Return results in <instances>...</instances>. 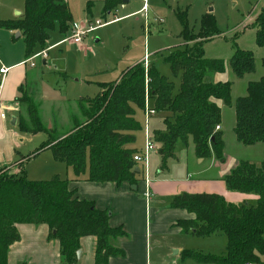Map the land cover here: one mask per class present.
<instances>
[{"label": "trees", "instance_id": "1", "mask_svg": "<svg viewBox=\"0 0 264 264\" xmlns=\"http://www.w3.org/2000/svg\"><path fill=\"white\" fill-rule=\"evenodd\" d=\"M25 13L17 21L0 26L20 32L27 47V60L41 46L47 50L51 33H66L73 18L66 0H25ZM121 0H106L105 11L112 12ZM183 26V50H174L165 59L173 77L181 78L180 90L161 75L154 64L146 68L137 64L115 83L104 85L98 97L81 100L79 109L83 122L72 117V129L62 138L58 127L48 130L40 106L25 93L21 103L27 120L21 119L20 131L30 135L46 133L48 141L37 152L50 148L54 159L64 163L80 180L87 175L91 183H126L137 186L145 181L134 156L135 133L140 130L137 110L145 111L147 98L156 113L166 115L164 131H155L153 139L159 147L163 166L176 158L179 143L195 146L198 158L212 155L224 160V134L216 131L222 124V105L234 107L233 133L238 144L246 148L263 145L264 154V73L258 81L248 84L246 95L232 100L233 83H212L214 75L231 70L237 79L256 72L252 52L235 49L228 63L205 58L204 47L218 35L216 20L211 14L201 20L198 34L187 25L186 12L179 14ZM256 43L264 49V9L257 17ZM264 69V59L262 60ZM143 175V176H142ZM143 177V178H142ZM229 191L258 196L254 206L234 205L217 194H182L171 201V208L184 210L194 218L177 222L186 235L201 238L224 235L227 252L224 256L201 255L186 251L184 259L205 264H262L264 256V156L259 163L241 161L224 179ZM110 212L99 211L93 202L81 201L69 189L67 180L56 176L48 181H30L22 170L18 175L0 174V264H8L10 248L20 241L18 225H46L50 238L59 241L61 260L76 264L80 242L85 237L96 239L95 264H109L114 257H123L112 242L126 237L123 229L110 226ZM55 232V233H54Z\"/></svg>", "mask_w": 264, "mask_h": 264}, {"label": "rangeland", "instance_id": "2", "mask_svg": "<svg viewBox=\"0 0 264 264\" xmlns=\"http://www.w3.org/2000/svg\"><path fill=\"white\" fill-rule=\"evenodd\" d=\"M66 1L73 23L66 33L59 29L51 33L47 50L50 44L60 43L65 38L70 39L73 36V24L97 20H101L103 23L113 22L100 28L84 40L82 45L86 51L81 52L80 46L82 45L78 46L73 43L57 45L49 51L47 65H44L46 60L43 58L34 60L36 65L34 69L28 65V90L26 91L28 94H32L31 97L40 102L44 100L40 94L43 90V82L47 87L51 86L52 89H55V92L45 90L44 93L47 97L52 100L67 97L63 98L64 101L42 105L44 124L49 128L50 122L55 118L60 134L69 133L68 129L72 127L70 115L80 118L81 122L84 121L79 109L81 100L95 99L101 93L104 85L117 82L128 69L140 63L145 65L147 60L155 65L161 75L175 84L176 90H179L181 80L173 77L170 65L166 63L165 59L174 50L185 48L186 43L182 37L183 26L179 18V14L183 15L184 12H186L188 28L194 34L200 32L201 20L205 15L211 14L216 20L218 35L205 45V58L223 60L229 65L235 49L254 54L256 58L255 73L243 80L232 75V100L234 103L238 98L246 95L247 83L258 81L260 74L264 72L262 66L264 49L257 45L256 29L253 28L257 17L264 9V0H149L148 13L126 17V20H118V18L142 9L143 2L141 0H126L129 2L126 10L123 8V3H119L110 15L105 11L106 0ZM25 6V0H0V21L4 23L17 21L25 13ZM16 35V32L0 26L1 59L12 60L18 57L27 59L25 39L23 37L16 38ZM41 51V46H37L34 54ZM149 106L153 108L151 102H149ZM232 112L234 113V109L232 111L229 107L225 108L227 120H230ZM165 117L164 113H158L150 119L148 124L146 112L137 110L135 118L140 125V130L135 133L136 143L133 145V149L139 154L144 153L147 143V126L153 139L155 131L164 130ZM224 133L230 143L228 150L231 157L256 164L263 160V145L259 144L254 148L239 145L241 149H238L232 144V139L235 136L232 135L233 132L225 130ZM30 138L32 140L30 151H38L49 139L46 133L31 135ZM155 147L157 153H153L149 160L148 181L157 179V174L163 166L159 147L156 144ZM176 150L179 160L176 166L174 165L172 172L176 177H183L184 164L189 159L191 160V152L190 149L187 151L182 143L178 144ZM38 163L43 164L44 158L41 157L32 166ZM139 165L141 168L144 166V164ZM170 165L173 166V163L169 160L166 165L167 169H170ZM166 178L168 176L162 177V179ZM178 240V249L181 250V254L190 251L204 256H224L227 252L225 236L201 238L187 235ZM181 254L172 257L168 263L161 261L159 264H205L190 258L184 259Z\"/></svg>", "mask_w": 264, "mask_h": 264}, {"label": "crops", "instance_id": "3", "mask_svg": "<svg viewBox=\"0 0 264 264\" xmlns=\"http://www.w3.org/2000/svg\"><path fill=\"white\" fill-rule=\"evenodd\" d=\"M122 3L124 5L123 8L126 10L129 2L123 1ZM149 9L150 5L147 12H143L142 8L136 12L123 15L118 20H126V17L146 14ZM108 14L110 15L111 12ZM60 43L50 44L47 56L53 46L60 45ZM80 47L81 52L86 51L83 45ZM45 60L44 65H47V58ZM26 61L27 59L24 60V57L12 60L0 58V68L5 67L9 70L6 75L0 74V84H3L0 89V173L18 175L24 170L26 177L30 181H48L58 176L62 180L68 181L69 189L75 191L79 200L93 202L99 211L110 212V226L114 229H123L126 237L112 242L113 246L123 251L124 256L111 258L109 264H159L161 261L168 263L172 257H177L181 254V250L178 249V239L187 235L176 224L179 221L191 220L194 217L187 211L171 208V201L175 196L185 193L217 194L223 196L230 204H249L252 206L257 204L258 196L229 191L224 182L225 177L241 162V160L229 155L228 145L230 143L227 141V135L224 132L225 130L233 132L236 120L234 107H229L232 111L234 109V113L232 112L230 120H227L225 116V108L227 106L225 105H222V124L220 125V132H223L225 142L223 161L218 160L215 155L208 159L198 158L195 146L190 141L185 147L187 151L190 149L191 160L189 159L184 164L183 177H176L172 172L174 165L176 166L179 160L176 150V158L170 160L173 166L170 165V169L168 168L167 170H160L157 174L158 178L155 180L146 181L144 170L138 165V173L142 172L145 181H141L137 185L136 190H133L132 186L126 183L121 186H117L114 183H91L87 181V175H84L80 180H76L70 168L54 159L50 148L39 152L30 151L32 140L31 138L29 139V136L31 135L20 131L19 124L21 119L27 120L26 107L21 103V99L27 93L26 90H28V65H30L31 69L36 67V65L32 67L30 63L25 65ZM149 64L151 65V63ZM263 73L260 74L259 79ZM232 75L231 70L228 69L227 73L214 75L208 81L212 83L232 82ZM251 82L254 81H249L247 86ZM45 90L55 92V89H52L51 86L50 88L47 87L46 83L43 82V90L40 94H42V99L44 100L40 102L32 97L40 106L42 121L43 104H53L56 101H64L63 98H67L65 96L60 100H52L45 95ZM179 90H176L175 86L176 94ZM28 96H32V94H28ZM52 113L53 111H51ZM52 115L54 116V114ZM73 116L70 115L71 123ZM164 116L166 115L164 114ZM50 124L49 128L44 124L48 130H52L56 126L59 127L55 118ZM71 129L72 127L68 129L69 132ZM148 130L150 132L149 127ZM66 134L68 132L61 134L62 138ZM232 135L234 136V133ZM232 140V144L241 149L235 136ZM41 157L44 158V163L32 166ZM148 170L149 174L150 168ZM164 176H168V178L162 179ZM146 194H149V198L146 197ZM17 230L20 235V241L10 248L8 264H64L61 260L60 243L50 238L48 226L24 224L18 225ZM217 236L224 235L219 234L211 237ZM80 247L81 257L79 259L77 255L76 264H95L96 239L94 237H85L81 240ZM262 264H264V256H262Z\"/></svg>", "mask_w": 264, "mask_h": 264}, {"label": "built area", "instance_id": "4", "mask_svg": "<svg viewBox=\"0 0 264 264\" xmlns=\"http://www.w3.org/2000/svg\"><path fill=\"white\" fill-rule=\"evenodd\" d=\"M143 2V12H147L148 8H149V0H141ZM111 22H107V23H103L101 20H97L95 22L92 21H85V22H78L77 24H73V33H72V37L70 39L65 38L60 45L62 44H66V43H73L75 45H82L84 40L89 37L90 35H92L93 33L97 32L100 28L106 27L107 25H109ZM47 53L48 50H44L38 54H35L33 57H31L30 59H28L24 64H31L32 67H35V63L34 60L37 58H43L44 60L47 58ZM150 64L148 62V60L145 63V67L149 68ZM8 69H6L5 67H1L0 68V74L1 75H6L8 73ZM3 84H0V89L2 88ZM1 95V92H0ZM149 99L147 98L146 100V116H147V120H148V124L149 121L152 117H154L157 113L154 110V108L149 106ZM147 124V125H148ZM221 127L217 126L216 131H220ZM147 143H146V148L144 153L141 154H137L134 156V161L137 164H144L143 166V170H144V175L146 177V181H148V169H149V160H150V156L153 152L156 151V147H155V143L154 140L151 138L150 136V132L148 130V126H147ZM146 197L149 198V194H146Z\"/></svg>", "mask_w": 264, "mask_h": 264}, {"label": "water", "instance_id": "5", "mask_svg": "<svg viewBox=\"0 0 264 264\" xmlns=\"http://www.w3.org/2000/svg\"><path fill=\"white\" fill-rule=\"evenodd\" d=\"M124 2H126V0H125ZM19 15L21 16L22 14L20 13ZM20 37H21V33H20V32H17L16 38H20ZM136 171L138 172V168H137ZM132 189H133V190H136V189H137V186H132ZM54 233H55V232H54ZM176 253H177V252H176ZM176 253H175V254H176ZM77 255H78V258L80 259V257H81V251H78Z\"/></svg>", "mask_w": 264, "mask_h": 264}]
</instances>
